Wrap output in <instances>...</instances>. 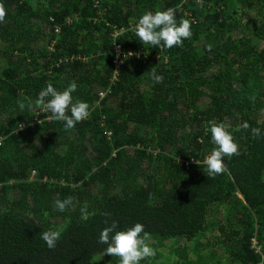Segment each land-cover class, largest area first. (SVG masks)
Listing matches in <instances>:
<instances>
[{"label": "trees", "instance_id": "1", "mask_svg": "<svg viewBox=\"0 0 264 264\" xmlns=\"http://www.w3.org/2000/svg\"><path fill=\"white\" fill-rule=\"evenodd\" d=\"M0 3V264H118L99 242L106 220L119 230L139 222L150 242L191 241L217 226L198 243L224 251L206 250L205 263L264 264V0ZM168 8L190 21L182 46L144 45L133 27L114 34ZM115 41L141 54L117 79ZM153 67L162 83L149 76ZM72 81L73 101L90 114L65 130L35 101L48 83L62 91ZM29 100L21 113L18 102ZM213 119L239 145L214 178L203 172ZM243 122L262 135L237 130ZM66 198L72 204L56 210ZM47 230L61 231L55 249L41 239Z\"/></svg>", "mask_w": 264, "mask_h": 264}, {"label": "clouds", "instance_id": "2", "mask_svg": "<svg viewBox=\"0 0 264 264\" xmlns=\"http://www.w3.org/2000/svg\"><path fill=\"white\" fill-rule=\"evenodd\" d=\"M199 5H203V0H197ZM7 11L2 3H0V23L5 21ZM136 22L133 31L138 40L144 45L152 47L173 48L182 46L185 39L191 36V24L188 19H183L179 23L176 19L175 10L168 8L166 10H158L155 12L146 11ZM128 30V29H127ZM137 55L134 52H128L125 57ZM126 59V58H125ZM149 76L155 83H162L163 76L157 74L154 67L148 71ZM77 89L76 81H72L62 91L57 90L52 83H48L38 93L35 103L39 107L40 113L50 114L48 119L63 122L65 130L75 127L77 122L88 118L89 104L87 102L76 100L73 101L72 94ZM18 107L22 113L25 107L32 109V101L29 100L27 105L20 101ZM209 131L211 140L215 147L205 157L203 164L205 165L204 173L207 177H215L226 171L224 158H231L239 154V145L235 142L233 135L228 130L229 125L225 122H217L210 120ZM22 127V125H21ZM249 130L253 137H260L262 130L258 127H251L247 122H243L237 130ZM198 164L197 161L194 160ZM72 204L71 198L64 200L56 199L54 207L56 210L63 212ZM89 213L87 206L81 208V218L87 219ZM107 225L102 229L99 235V242L107 245L105 253L110 256L119 258L118 264H140L141 260L154 257L156 252L150 246L149 234L145 232L143 224L137 222L133 226L124 230H119L116 221ZM143 233V235H141ZM41 239L45 242L49 249H55L57 242L61 239V231L47 230L41 233ZM256 241V240H253Z\"/></svg>", "mask_w": 264, "mask_h": 264}, {"label": "rangeland", "instance_id": "3", "mask_svg": "<svg viewBox=\"0 0 264 264\" xmlns=\"http://www.w3.org/2000/svg\"><path fill=\"white\" fill-rule=\"evenodd\" d=\"M225 210L224 208L219 211L217 214L218 217L223 219L225 217ZM219 231L217 226H213V228H209L207 232L201 233L199 236L195 238V240L191 241H183V240H176L171 239L167 241H153L150 242V246L155 249V256L146 258L140 261V264H220L219 261H212L210 263H205L206 258L205 255L199 257L201 254H204L206 250L213 251L214 249L217 253H222L224 251V247L221 245H215L214 248L210 249L206 246L205 242L198 243L204 236L208 238V236H213L215 233ZM223 254V253H222ZM224 263H227L229 259L225 255L220 257ZM119 261V260H118ZM114 264L110 260H104L103 257H98L95 260V264Z\"/></svg>", "mask_w": 264, "mask_h": 264}, {"label": "built area", "instance_id": "4", "mask_svg": "<svg viewBox=\"0 0 264 264\" xmlns=\"http://www.w3.org/2000/svg\"><path fill=\"white\" fill-rule=\"evenodd\" d=\"M138 21V20H137ZM136 22H131L129 24L128 27H121V28H118L116 26H114V34L115 35H118L120 34L121 32L127 30L129 27H134ZM112 50L114 52V65H115V70H114V78L113 79H117V76L119 74V71H120V68L122 67V65L125 63V61L129 58H133L134 56L136 55H133V56H130V57H125V54L128 53V52H134V53H137V56H141L140 52L139 51H136L130 47H124L122 43L120 42H117L115 41L113 46H112ZM126 58V59H125ZM102 95H104V93H102ZM22 125V127H21ZM32 125V124H31ZM28 124L26 123H20L19 125V128L18 129H21V128H24V127H27ZM1 138H0V144H1ZM256 241H254V244L256 245Z\"/></svg>", "mask_w": 264, "mask_h": 264}]
</instances>
